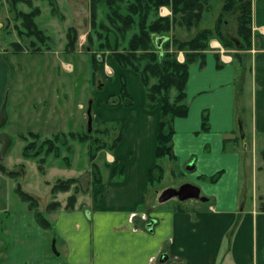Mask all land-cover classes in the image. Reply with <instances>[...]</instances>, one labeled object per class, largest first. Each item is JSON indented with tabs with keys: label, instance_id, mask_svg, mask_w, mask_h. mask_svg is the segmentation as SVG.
<instances>
[{
	"label": "crops",
	"instance_id": "crops-1",
	"mask_svg": "<svg viewBox=\"0 0 264 264\" xmlns=\"http://www.w3.org/2000/svg\"><path fill=\"white\" fill-rule=\"evenodd\" d=\"M223 2H210L212 7L204 14L201 28L215 25ZM215 3H219V11L214 10ZM161 13L171 12L164 7ZM207 21L212 23L205 25ZM1 26L0 22L3 40ZM205 53L204 65L198 61L189 69V113L174 120V162L181 169L186 166L192 177L185 175L188 181L180 186L149 189V170L157 163L160 102L155 109H147L140 76L124 70L130 94L138 95V103L132 95L134 106L110 108L104 104L101 111L106 118L114 116V121L124 122L123 139L110 158L125 159V172L118 178H112L111 173L104 177L90 200L77 203L75 209L48 213L52 231L38 223L28 205L25 209L13 205L2 209L0 264H264V211L259 204L264 195L258 194L257 176L251 202L240 205L239 195L241 168L249 162L251 145L253 171L264 167V0H252L250 49H227L213 38ZM10 54L14 53L0 46V110L10 82ZM178 57L185 59L183 52ZM67 64L64 62V67ZM114 72V82L110 79L114 90L109 94L120 90L123 72L118 68ZM29 106L38 109L40 103L32 101ZM204 112L209 116L208 131L201 128ZM236 126L240 140L235 138ZM226 139L233 142L224 149ZM220 172L216 181L204 179ZM7 179L11 187V178L0 170L4 196H10ZM185 184L198 187L200 197L160 199L165 191ZM178 205L182 209L177 210ZM54 241L56 250L47 245Z\"/></svg>",
	"mask_w": 264,
	"mask_h": 264
},
{
	"label": "trees",
	"instance_id": "trees-1",
	"mask_svg": "<svg viewBox=\"0 0 264 264\" xmlns=\"http://www.w3.org/2000/svg\"><path fill=\"white\" fill-rule=\"evenodd\" d=\"M10 12L14 13L13 19L7 20L3 32L17 33L19 39H31L33 45L29 48L22 41L11 42L8 52L20 54H44L54 49L55 41L52 36L38 24L37 18L41 15L40 6L34 5L35 0H7ZM211 0H90V30L87 33V48H90L92 79L96 83L100 66L105 63L108 53L112 56V67H117L121 72L132 71L140 76L146 93V108L153 110L160 102V122L158 127L156 158L157 160L169 158L177 160L173 149V136L175 133L174 120L177 117H186L189 113L186 87L190 66L200 61L205 63L206 51L210 49V41L218 39L224 48L250 49L252 40V0H224L221 11L213 27H205L197 31L190 39H181L172 35L175 25L191 30L200 26L204 14L210 10ZM24 3L29 6L24 11L19 6ZM52 14L64 20L59 7L51 0ZM167 6L171 9V16H161L160 9ZM2 3L0 2V10ZM104 17H99V11ZM236 20V35L233 37L228 29L229 17ZM15 21V23H13ZM79 31L76 26H69L66 32L65 53H74L77 50ZM240 44H237V43ZM183 52L184 61L179 60V53ZM236 57H240L239 54ZM114 64V65H113ZM115 71V69H114ZM120 75V90L109 94L104 102L110 108L124 105H135V99L130 94L126 74ZM100 84V83H99ZM100 104H103L100 103ZM104 125V120L101 121ZM110 123V122H109ZM94 125V123H93ZM123 121H115L107 126L100 125L89 132H57L52 137L42 138L38 132L30 131L20 134L26 142L23 146V158H38L42 164L47 162L50 155L61 157L62 147L70 149L69 141H79L89 145V161L91 163V193L95 186L103 184L104 173L102 167L95 161L98 153L107 150L113 153L123 139ZM202 131L210 129L209 116L204 112L202 117ZM118 131V132H117ZM235 138L241 135L235 131ZM100 134H105L104 139ZM32 138L29 140V138ZM42 138V140H40ZM235 139V140H236ZM231 139H226L225 148H228ZM7 154V153H6ZM68 164L69 158H63ZM127 161L116 159L114 163L106 162V168L111 170L112 178L121 177L125 172ZM113 164V165H112ZM19 166V165H18ZM16 166V167H18ZM24 167L23 164H20ZM42 170L44 168L40 166ZM0 170L12 178L20 175V169L8 168L3 161ZM221 172L204 179L216 181ZM165 176V168L158 162L149 170V185L160 184ZM51 193L57 197L59 193H69L65 202L56 198L47 204L45 211L40 209L37 197L26 191L20 182L15 187L16 193L28 208L34 212L38 223L47 231L53 230V224L46 216L58 209H75L83 190L80 177L57 179L51 184ZM180 206V205H178ZM264 211V200L260 204ZM82 207V206H81ZM182 209L181 206L177 208ZM48 247L50 244L47 243ZM53 251V250H52ZM51 251V252H52ZM54 255L56 253L53 252Z\"/></svg>",
	"mask_w": 264,
	"mask_h": 264
},
{
	"label": "rangeland",
	"instance_id": "rangeland-1",
	"mask_svg": "<svg viewBox=\"0 0 264 264\" xmlns=\"http://www.w3.org/2000/svg\"><path fill=\"white\" fill-rule=\"evenodd\" d=\"M52 1L59 7V12L64 15V20L60 19L58 16H53L51 0H35L33 4L41 8L42 13L36 20L46 33L53 37L55 41L53 51L45 52L44 54L23 52V54H10L8 56L12 64L10 82L7 86L5 95L7 96L8 120L1 129L3 132L8 133L13 141L3 163L5 166L7 164L10 169H20V175H18L17 178L10 177L11 187L8 185L9 179H7L6 190L10 192V196H4L3 192L0 190L1 216L4 215L3 211L11 208L12 205L14 208L16 207V209L27 208L28 204L26 202H21L19 195L15 191L18 182L21 183L26 191L39 199L40 209L42 211H45L47 204L52 200H56V198L63 202L66 201L69 193H59L57 197H53L51 193V184H54L57 179L60 178L80 177L83 190L87 187L89 188L87 192L80 195L78 203L88 202L91 196V163L89 161L88 143L70 140L69 144H71L72 148L65 149L62 147L60 158H55L53 155H50L47 162L42 164V162L40 163L38 161L39 157L30 159L23 158L22 150L26 142L20 137L21 133L27 134L33 131L40 133L42 138H47L52 137L53 134L57 132H84L87 128L89 129L87 110L90 100H92L94 123V125L92 123L91 131L97 126L100 127V125H102L104 128V126L115 122L113 119L114 116L106 118L101 111L104 107V98L114 90L113 84L111 83L110 85V79L114 82V78L117 76V73L114 72V68L116 69L117 67L113 64V68L109 63L112 62L110 53L106 55L105 63L100 66L98 72L99 78H97L96 83H94L92 79V65L90 60L91 49L87 48V33L90 30V22L88 21L90 0ZM0 2L2 3L0 22L4 27L9 18L13 19L14 13L10 12V4L7 0H0ZM215 4L214 10L219 11L220 5L217 3ZM19 6L24 11L30 9L29 6L24 3H21ZM164 7L167 6H163L162 8ZM161 9V16L172 15L170 8V14H162ZM98 14L100 18L104 17V13L101 10ZM13 23H15V21H13ZM210 23L212 22L207 21L204 24L208 25ZM71 25L76 26L79 31L77 50L74 53H65L64 45L66 43V32L67 28ZM3 27L1 26V28ZM201 27H203L202 23L200 26L193 27L189 31L185 27L175 25L173 31L175 30V35H177V37L190 39L193 37L192 35L202 29ZM227 30L235 37V17H229ZM1 36L3 40L0 39V46L6 47L7 49H11V42L14 41H22V44L27 48L33 45L29 38L25 40L19 39L15 31H13L12 34H8L6 31L3 32L2 30ZM64 62H69L70 64L64 67ZM133 96H135L136 103H138L140 99L138 95L134 93ZM43 99H45L46 102H42ZM32 101L33 103H40L39 110L35 106H29ZM102 102L103 104H100ZM80 103H82L81 107ZM51 104L52 108L50 109ZM56 104L59 106L58 109H56ZM105 113L107 114V112ZM133 113L139 114V112ZM248 118L249 115L247 119ZM102 120L105 121L104 125L101 122ZM235 130L237 134H240L239 126H236ZM99 136L107 139L105 134H100ZM42 138L40 140H42ZM31 139L30 137L29 140ZM262 150H264V148ZM253 151L251 145L250 155L248 157L249 162L246 166H242L241 168L240 205H248L251 202L254 193L252 185L256 182V176L259 183L257 188L258 194L264 195V167L260 169L259 166H257L256 169L258 170L255 169V172L253 171L251 166ZM110 154L111 152L102 150L98 153V157L95 160L102 167L104 177L111 173V170L106 168L105 163L107 161L112 163L115 162V160L110 158ZM258 155L260 157L262 156L261 150ZM64 157L69 158V164L63 159ZM157 162L165 168V176L161 182L162 184L159 185L156 183L154 186L149 187L150 190L159 189V186L162 187V185L166 184L180 186L183 181H188L186 176L192 177L189 175L193 174V172L187 171L186 166L181 169L177 162L169 158H163L157 160ZM20 164H23L24 167H21ZM40 166H42L44 170H42ZM6 176L9 178L8 175ZM150 195H153V191ZM204 196L206 197V194ZM262 199L264 200V197ZM174 201L177 200L172 199V202ZM6 204H8L7 207ZM259 204H261V202H259ZM50 246L53 248L52 242Z\"/></svg>",
	"mask_w": 264,
	"mask_h": 264
},
{
	"label": "water",
	"instance_id": "water-1",
	"mask_svg": "<svg viewBox=\"0 0 264 264\" xmlns=\"http://www.w3.org/2000/svg\"><path fill=\"white\" fill-rule=\"evenodd\" d=\"M87 114H88V127H89L88 131L91 132L92 123H93L92 100H90L89 102ZM7 120H8V113H7V97H6L2 105V108L0 110V144L2 145L1 151H0L1 160L5 158L6 153L11 147L12 141H13L12 137L8 133L3 132V130L1 129L7 123ZM190 168H192V166ZM199 195H200V189L198 187L185 184V185H182L178 190L169 189L165 191L162 194L160 199L165 200L173 196H178V198H180L181 200H186L187 198H190V197L199 198L200 197ZM53 249L56 250L55 241L53 242Z\"/></svg>",
	"mask_w": 264,
	"mask_h": 264
}]
</instances>
